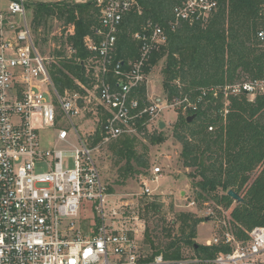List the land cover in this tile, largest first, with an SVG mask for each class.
<instances>
[{
  "label": "built area",
  "instance_id": "2783aa9c",
  "mask_svg": "<svg viewBox=\"0 0 264 264\" xmlns=\"http://www.w3.org/2000/svg\"><path fill=\"white\" fill-rule=\"evenodd\" d=\"M8 1L7 8H0V264L198 261L168 260L163 254L147 261L139 239L145 229L139 209L131 201L115 198L94 157L102 144L153 125L172 105H183L185 116L198 109L202 96L192 101L186 94L173 103L167 98L153 100L148 93L146 66L153 51L168 43L165 28L148 21L142 31L135 32L141 54L124 69L121 61L114 64L118 34L131 10L141 12L140 3L97 0L100 26L96 37L87 35L84 40L87 48L95 52L86 61L92 86L77 81L85 94L69 89L62 92L50 72L55 61L44 56L36 45L26 0ZM173 1L169 21L172 31L183 22L207 24L218 8L217 0ZM257 38L264 49V30L258 31ZM225 90L246 93L253 100L264 93V78L244 79L227 85ZM96 101L103 105L107 116L101 139L94 143L99 128L93 127L85 136L78 124L87 110L99 116L93 106ZM37 118L45 127H57L62 121L71 124L79 145L71 150L43 146ZM69 135L67 129H58L60 141L69 143ZM152 173V179L145 177L141 183L142 195L158 193L147 181L161 176V166L153 167ZM192 204L195 200L188 206ZM83 209L92 212L93 221L83 222ZM221 243L230 246L231 251L205 259V263L264 264V226L249 231L248 239H238L229 214V225L225 223L220 234L204 244Z\"/></svg>",
  "mask_w": 264,
  "mask_h": 264
},
{
  "label": "trees",
  "instance_id": "16d2710c",
  "mask_svg": "<svg viewBox=\"0 0 264 264\" xmlns=\"http://www.w3.org/2000/svg\"><path fill=\"white\" fill-rule=\"evenodd\" d=\"M138 1L141 12L134 9L124 17L114 64L121 61L123 68L128 69L140 57L141 42L134 34L142 31L148 21L165 28L168 43L153 51L146 71L165 59L163 87L167 99L187 94L196 101L202 96L198 109L189 113L195 114V118H181L174 129V136L182 145L183 165L191 169L194 200L201 205L214 203L219 215L222 211L217 208L229 210L236 237L248 239L249 231L264 226V93L250 100L246 93L232 94L225 87L244 79L264 78V49L257 38L258 31L264 30V0H217L218 8L207 24L183 22L175 31L169 27L173 0ZM31 8L36 29L50 17L64 21L66 39L53 53L56 61L50 67L51 76L62 92L69 89L85 94L77 81L92 86L86 61L95 52L87 48L84 40L87 35L96 37V28L100 26L101 8L97 0L44 1L32 4ZM65 45L69 55L63 50ZM141 90L144 95L145 87ZM106 116L107 113L101 116V129ZM101 129L94 143L101 139ZM164 139L163 131L152 136V142ZM139 144L137 133L120 136L109 144L116 162H124L123 179L149 167L145 153L138 151ZM258 168L259 173L252 179ZM229 189L240 193L244 202L234 204L227 194ZM143 203L147 216L163 213L164 204L159 197H145ZM174 215L168 220L162 214L153 229L146 228V240L152 249L147 261L158 254L168 260L185 259L188 257L183 249L190 247L194 256L189 258L198 261L187 264H209L204 260L231 251L226 244L197 242V227L204 217L193 211Z\"/></svg>",
  "mask_w": 264,
  "mask_h": 264
},
{
  "label": "rangeland",
  "instance_id": "374dc122",
  "mask_svg": "<svg viewBox=\"0 0 264 264\" xmlns=\"http://www.w3.org/2000/svg\"><path fill=\"white\" fill-rule=\"evenodd\" d=\"M55 2V1H70V2H86L90 0H26L27 2V15L28 19L32 24L36 45L39 51L46 57H49L51 61H56L53 53L55 49L61 48L62 42L66 39V32H64V21L57 18L50 17L47 23H44L36 29L33 23V11L32 4L36 2ZM9 4L8 0H0V8H7ZM63 48L66 55H69L67 45ZM165 59L160 60L156 63L149 72L148 81V93L153 100L164 99L166 97L165 89L163 87L164 73L163 68L165 67ZM175 103V100H171ZM98 101L94 102V107L97 108L101 115L106 114L105 108L101 104H97ZM91 107V106H90ZM183 105L175 104L172 107L167 108L162 115L159 117V121L142 129L137 133L140 140L138 151L141 154L146 155L149 160V167L143 170L140 174L130 175L123 179L121 167L124 162L118 164L116 158H114L112 152L109 149V144L105 143L100 146V149L94 153V157L98 166L100 167L102 177L108 186L115 193V198H121L131 201L135 207L140 211V215L143 219L144 230L139 235L141 241L142 251L146 257L150 256L152 249L146 240V228L153 227L157 221L163 215H166L167 219L174 218V214L179 211H193L198 215L205 218L204 221L200 222L197 227V242L204 244L208 239L213 238L215 234H220V229L225 223L229 225V212L226 214V210L217 208L222 211L219 215L216 211L214 203L200 204L195 201V204L188 206L189 202L195 199V190L192 186V179L189 176L191 169L185 167L181 160V143L174 136V129L177 126L181 118L185 117V113L182 111ZM104 110V111H103ZM99 113L91 114L89 110L85 112V116L80 121L79 129L86 136L93 127L101 129L102 117ZM37 117V114H36ZM101 118V120H100ZM98 119L100 120L98 122ZM160 122H164L165 126L160 128ZM39 124V136L43 146L47 148H60L65 150H71L74 146L79 145V139L76 135V131L73 126L65 121H62L57 127H45L39 118H37ZM77 124V123H76ZM62 127L69 131V143L60 141L57 137L58 129ZM163 131L165 139L160 142H152V136ZM93 142V141H91ZM160 165L162 168V174L157 180H149L147 183L154 188L158 193L154 196L159 197L164 206L162 207L163 213L158 217H149L144 212V198L153 197L145 196L141 194V183L144 182L145 177L152 179L153 173L152 168ZM260 168L256 169L252 174V179L257 176ZM111 199L114 198L110 197ZM234 204H237L234 201ZM144 215V216H143ZM209 220H206V218ZM158 219V220H157ZM82 220L93 221L92 212L82 213ZM162 226V221L158 222ZM184 255L186 257L194 256L193 250L190 247H184ZM264 258V254H263Z\"/></svg>",
  "mask_w": 264,
  "mask_h": 264
},
{
  "label": "water",
  "instance_id": "95a60500",
  "mask_svg": "<svg viewBox=\"0 0 264 264\" xmlns=\"http://www.w3.org/2000/svg\"><path fill=\"white\" fill-rule=\"evenodd\" d=\"M195 114L189 115L188 116V120L192 121L195 118ZM165 126L164 122H160V128H163ZM227 194L234 199V201H236V203H242L244 202V198L241 196L240 193H238L237 191H235L234 189H229L227 191ZM206 220H209V218L207 217ZM196 246H198V244H196Z\"/></svg>",
  "mask_w": 264,
  "mask_h": 264
}]
</instances>
